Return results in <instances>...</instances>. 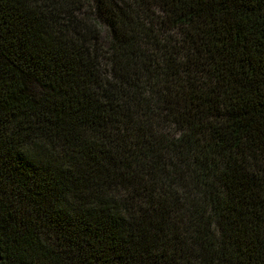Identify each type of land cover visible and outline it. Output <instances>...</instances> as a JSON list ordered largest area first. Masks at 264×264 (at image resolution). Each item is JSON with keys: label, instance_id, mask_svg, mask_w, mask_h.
Segmentation results:
<instances>
[{"label": "trees", "instance_id": "trees-1", "mask_svg": "<svg viewBox=\"0 0 264 264\" xmlns=\"http://www.w3.org/2000/svg\"><path fill=\"white\" fill-rule=\"evenodd\" d=\"M0 264H264V0H0Z\"/></svg>", "mask_w": 264, "mask_h": 264}]
</instances>
